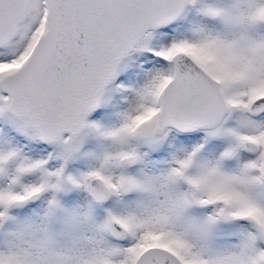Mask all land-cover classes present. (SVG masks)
I'll use <instances>...</instances> for the list:
<instances>
[{
	"label": "snow or ice",
	"instance_id": "6c2138e0",
	"mask_svg": "<svg viewBox=\"0 0 264 264\" xmlns=\"http://www.w3.org/2000/svg\"><path fill=\"white\" fill-rule=\"evenodd\" d=\"M0 264H264V0H0Z\"/></svg>",
	"mask_w": 264,
	"mask_h": 264
}]
</instances>
